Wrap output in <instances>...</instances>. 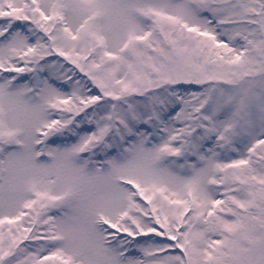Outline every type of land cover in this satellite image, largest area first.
Returning a JSON list of instances; mask_svg holds the SVG:
<instances>
[{
  "label": "snow or ice",
  "instance_id": "snow-or-ice-1",
  "mask_svg": "<svg viewBox=\"0 0 264 264\" xmlns=\"http://www.w3.org/2000/svg\"><path fill=\"white\" fill-rule=\"evenodd\" d=\"M0 264H264V0H0Z\"/></svg>",
  "mask_w": 264,
  "mask_h": 264
}]
</instances>
